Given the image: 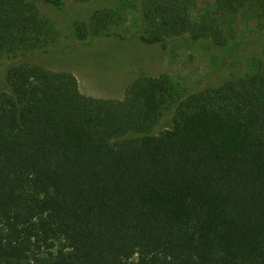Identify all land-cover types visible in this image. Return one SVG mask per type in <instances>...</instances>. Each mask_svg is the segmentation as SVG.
Returning a JSON list of instances; mask_svg holds the SVG:
<instances>
[{"label": "trees", "instance_id": "obj_1", "mask_svg": "<svg viewBox=\"0 0 264 264\" xmlns=\"http://www.w3.org/2000/svg\"><path fill=\"white\" fill-rule=\"evenodd\" d=\"M65 1L0 0V69L15 63L0 91V264H264V61L158 132L168 77L99 100L72 72L22 61L46 47L39 4ZM146 2L149 45L232 47L223 22L243 12L264 32V0H214L196 18L201 0Z\"/></svg>", "mask_w": 264, "mask_h": 264}, {"label": "rangeland", "instance_id": "obj_2", "mask_svg": "<svg viewBox=\"0 0 264 264\" xmlns=\"http://www.w3.org/2000/svg\"><path fill=\"white\" fill-rule=\"evenodd\" d=\"M213 3L201 0L193 16L212 8ZM64 4L62 12L39 4L49 24L46 47L21 57L22 61L72 72L81 92L99 100H124L141 75L168 77L177 98L167 106L158 132L171 127L188 99L205 92L211 95L226 81L248 78L264 61V32L250 12L223 22L227 28H236L240 36L235 45L222 49L206 40L144 43L141 34L151 37L158 32L144 16L149 11L146 0H67ZM12 64L10 61L0 69V91L5 89V76Z\"/></svg>", "mask_w": 264, "mask_h": 264}]
</instances>
